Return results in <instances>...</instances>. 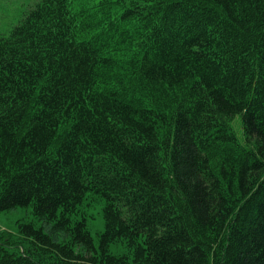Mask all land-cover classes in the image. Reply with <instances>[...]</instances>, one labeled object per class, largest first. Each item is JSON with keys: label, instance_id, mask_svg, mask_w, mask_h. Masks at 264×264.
Masks as SVG:
<instances>
[{"label": "trees", "instance_id": "trees-1", "mask_svg": "<svg viewBox=\"0 0 264 264\" xmlns=\"http://www.w3.org/2000/svg\"><path fill=\"white\" fill-rule=\"evenodd\" d=\"M17 208L46 227L0 264H264V0L36 1L0 35Z\"/></svg>", "mask_w": 264, "mask_h": 264}, {"label": "rangeland", "instance_id": "rangeland-1", "mask_svg": "<svg viewBox=\"0 0 264 264\" xmlns=\"http://www.w3.org/2000/svg\"><path fill=\"white\" fill-rule=\"evenodd\" d=\"M38 0H0V35L7 36L23 18L24 12ZM240 128H236L238 137H241ZM94 219L88 223V228L92 236L104 230V222L102 219V204L93 203L91 207L86 209ZM33 223L36 228L46 227L43 222L35 219L31 214L30 208H17L8 212H0V230L14 233L18 228V224ZM46 231V229H45ZM115 254L121 250L112 248Z\"/></svg>", "mask_w": 264, "mask_h": 264}]
</instances>
